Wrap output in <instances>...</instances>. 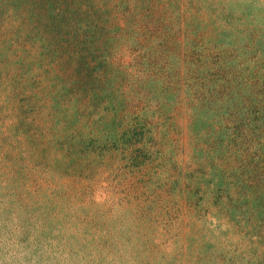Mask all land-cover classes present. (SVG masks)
Here are the masks:
<instances>
[{
    "label": "rangeland",
    "instance_id": "rangeland-1",
    "mask_svg": "<svg viewBox=\"0 0 264 264\" xmlns=\"http://www.w3.org/2000/svg\"><path fill=\"white\" fill-rule=\"evenodd\" d=\"M0 264H264V0H0Z\"/></svg>",
    "mask_w": 264,
    "mask_h": 264
}]
</instances>
